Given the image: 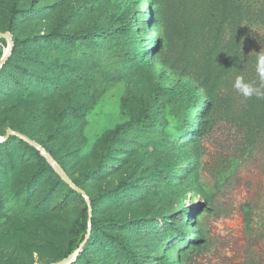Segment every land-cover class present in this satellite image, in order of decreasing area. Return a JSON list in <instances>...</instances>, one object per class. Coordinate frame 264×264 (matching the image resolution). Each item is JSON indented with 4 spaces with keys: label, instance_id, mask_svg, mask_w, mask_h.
I'll return each instance as SVG.
<instances>
[{
    "label": "rangeland",
    "instance_id": "rangeland-1",
    "mask_svg": "<svg viewBox=\"0 0 264 264\" xmlns=\"http://www.w3.org/2000/svg\"><path fill=\"white\" fill-rule=\"evenodd\" d=\"M246 1L259 0H0V264L75 262L90 213L91 264H264V97L232 86L264 88V25ZM227 29L233 48L215 54ZM144 112L152 122L107 147Z\"/></svg>",
    "mask_w": 264,
    "mask_h": 264
},
{
    "label": "trees",
    "instance_id": "trees-1",
    "mask_svg": "<svg viewBox=\"0 0 264 264\" xmlns=\"http://www.w3.org/2000/svg\"><path fill=\"white\" fill-rule=\"evenodd\" d=\"M244 7H245V11L246 14H249L248 16V20L247 21H251V19L257 18L258 21L264 25V0H259L258 3L256 5L251 4L250 2L246 1L244 2ZM114 23L117 25V27L115 28V32H117L118 36L122 35L125 33L128 24L124 21H121L119 19H114ZM242 31V30H241ZM106 33L104 30H102V32L100 34ZM225 36L222 38V40H218L217 42H215L213 44V49L215 51V54L218 52H221L224 49H230L233 48V46L228 47L229 43H234V35L233 32H231L230 29H227L225 31ZM64 35L61 34L59 31H53L50 35H48V37L50 38H56V37H63ZM83 37V36H82ZM219 38H221V36H218ZM240 50L236 51L237 52ZM14 55V54H13ZM166 83L167 84H173V80H171L168 76H164ZM164 92L162 90H159L157 92V96L155 98L156 100V109H161L162 108V103H161V98L159 97V95H163ZM188 95L190 97H194L195 99V105L197 107H200L201 109H207L209 108V101L208 100H204L200 97L199 94H197V88L195 86L190 87L188 90ZM263 107H264V103H263ZM153 108L151 109V112H153ZM262 111V110H261ZM260 111V112H261ZM264 111V110H263ZM151 112H144L142 114H140L138 117L133 118L130 122H127L123 125H119L118 127H116L114 130H112L107 138V147L110 148L112 143L116 142L119 135L126 129L131 128L132 126H134L135 124H140V123H149L152 122V114ZM198 112V111H197ZM195 111V113H197ZM259 112V114H260ZM253 132L252 135L255 138V141L257 144H262L264 146V112H262L260 114V119H258V113L254 114L253 118ZM189 125V128H191V132H204V123L203 122H198V123H188L187 126ZM88 174L85 175V177H87ZM76 184V186H79L81 184V182L76 181L74 182ZM92 202V208L95 207V202ZM88 217V214H87ZM89 219V218H88ZM92 222V228H91V234H90V239H88V242L86 243V245L84 246V248L82 249V251L80 252L79 256L77 257L75 262H72L71 264L77 263L80 260H84L87 263L91 264L90 261L88 260V257L86 256L85 250L89 247V244L91 243V241L93 242L94 245H96L99 241L100 238H97L96 236V229L94 228V223L93 220L91 219Z\"/></svg>",
    "mask_w": 264,
    "mask_h": 264
},
{
    "label": "clouds",
    "instance_id": "clouds-1",
    "mask_svg": "<svg viewBox=\"0 0 264 264\" xmlns=\"http://www.w3.org/2000/svg\"><path fill=\"white\" fill-rule=\"evenodd\" d=\"M255 68L259 80L264 83V51L256 53ZM232 86L244 99L264 97V88L255 81L246 80L243 75H237Z\"/></svg>",
    "mask_w": 264,
    "mask_h": 264
},
{
    "label": "water",
    "instance_id": "water-1",
    "mask_svg": "<svg viewBox=\"0 0 264 264\" xmlns=\"http://www.w3.org/2000/svg\"><path fill=\"white\" fill-rule=\"evenodd\" d=\"M5 37L9 40L10 38V35L9 34H5ZM11 53V50L8 51L7 55L2 59V61L0 62V68L4 65L5 61L7 60L8 56L10 55ZM15 135V136H18L20 138H23L24 137L20 134H17L15 132H8L7 133V136H6V139L8 137H10V135ZM5 139H0V142L4 141ZM29 141V140H28ZM32 145H34L38 150L41 151V153L46 157V159L50 162V164L53 166V168L60 174V176L67 182V184L71 187V188H74L75 190H77L86 200L87 202L90 203V198L89 196L87 195V193L79 188L78 186H76V184L74 182H72V180L70 178H68L66 176V174L64 173V171L60 168V166L56 163V161L51 157V155L45 150V149H42L40 148L39 146H37L35 143L29 141ZM90 234H91V213L89 214V230H88V236L86 237V240L82 243V246L81 248L77 251V253L74 255V258L78 257L80 252L82 251V249L84 248V246L86 245V243L88 242V239L90 237ZM72 260L73 259H68V260H64L63 262H60L59 264H71L72 263Z\"/></svg>",
    "mask_w": 264,
    "mask_h": 264
}]
</instances>
